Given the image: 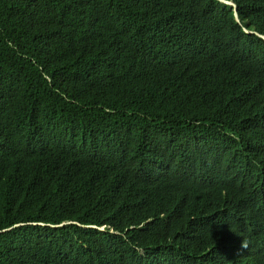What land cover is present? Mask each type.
Masks as SVG:
<instances>
[{"label":"trees","instance_id":"trees-1","mask_svg":"<svg viewBox=\"0 0 264 264\" xmlns=\"http://www.w3.org/2000/svg\"><path fill=\"white\" fill-rule=\"evenodd\" d=\"M231 1L0 0V264H264V0Z\"/></svg>","mask_w":264,"mask_h":264},{"label":"clouds","instance_id":"clouds-1","mask_svg":"<svg viewBox=\"0 0 264 264\" xmlns=\"http://www.w3.org/2000/svg\"><path fill=\"white\" fill-rule=\"evenodd\" d=\"M220 1L224 2L225 4L232 5V7L234 9V18L238 21V15L236 12L235 3L231 0H220ZM244 30L247 32H252L251 30L247 29L246 27H244ZM258 35L264 41V34H258ZM259 131L264 132V130L262 128H260ZM243 132H245V133L248 132V127H243ZM263 132L261 133V135L259 137V141L261 143V146L254 149V151L251 153L250 158L248 160V165H247V171H248L249 175L251 176V178L253 179L254 183L258 182L257 177H256V172L258 170L264 169V163L255 158V155L260 151H261L260 155L264 157V142H263V136H262ZM129 227L130 228L133 227L132 224H130L128 227L123 228V230L115 229L113 226H111L110 224H107V223H102L100 226H98L99 229H102V230L108 229L110 232H114V233L123 232ZM237 253L239 255V261L240 262H242L244 264H249V260L253 257L254 250L250 247H247L241 251H237Z\"/></svg>","mask_w":264,"mask_h":264}]
</instances>
